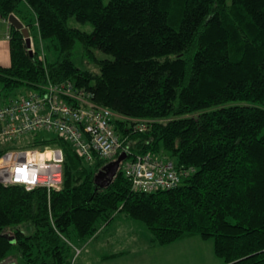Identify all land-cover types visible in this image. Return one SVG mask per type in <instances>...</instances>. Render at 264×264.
<instances>
[{"label": "trees", "instance_id": "16d2710c", "mask_svg": "<svg viewBox=\"0 0 264 264\" xmlns=\"http://www.w3.org/2000/svg\"><path fill=\"white\" fill-rule=\"evenodd\" d=\"M11 15L37 26L43 45L28 48L10 25L0 102L73 80L123 117L115 127L128 160L153 153L191 172L175 188L136 191L122 162L102 186L110 160L88 165L57 136L24 143L63 149L64 184L49 194L0 182V264H72L70 243L121 216L160 245L197 235L224 264H264V0H0L1 18ZM78 45L97 70L75 65Z\"/></svg>", "mask_w": 264, "mask_h": 264}, {"label": "built area", "instance_id": "2783aa9c", "mask_svg": "<svg viewBox=\"0 0 264 264\" xmlns=\"http://www.w3.org/2000/svg\"><path fill=\"white\" fill-rule=\"evenodd\" d=\"M6 37L10 40V33ZM116 119L123 117L98 104L91 91L73 80L49 81L26 95L0 102V144L8 146L0 156V182L6 186L20 185L27 190L45 188L49 194L63 187V149L20 144L25 140V143H35L37 138L40 141L53 136L63 138L88 165H92L97 156L110 161L123 152L128 156L129 148L115 127ZM138 122L137 129L146 130L145 122ZM41 131L53 135L40 137ZM123 162L136 191L175 188L191 172L153 153L138 155L133 160L127 157ZM70 244L72 264H77L82 248Z\"/></svg>", "mask_w": 264, "mask_h": 264}, {"label": "crops", "instance_id": "0c3cea01", "mask_svg": "<svg viewBox=\"0 0 264 264\" xmlns=\"http://www.w3.org/2000/svg\"><path fill=\"white\" fill-rule=\"evenodd\" d=\"M10 25L9 21L0 20V64L4 66L11 64L10 40L6 37L10 33ZM115 221L120 224L113 229L111 225ZM137 223L139 222L116 217L92 237L77 240L78 245L75 244L76 242L74 245L82 248L77 264L86 262L91 264H145L146 260L154 259L157 262L167 259L170 264H176V261L182 264H224L215 254L213 240H204L200 236L190 235L169 245H158L155 239L148 234L146 228ZM206 241H211L213 246H208ZM94 242L97 243L93 248ZM79 243H82V246H79ZM92 248L94 254H91ZM86 253L87 255L83 256ZM203 254L206 255L205 259Z\"/></svg>", "mask_w": 264, "mask_h": 264}, {"label": "rangeland", "instance_id": "374dc122", "mask_svg": "<svg viewBox=\"0 0 264 264\" xmlns=\"http://www.w3.org/2000/svg\"><path fill=\"white\" fill-rule=\"evenodd\" d=\"M2 20V19H1ZM70 25L72 26V27H76V28H79V29H82V30H85V31H88V32H90V31H92V29H93V26L90 24V23H86V24H82V23H79L78 21H76L75 19H72L71 21H70ZM32 29H30L29 30V32H30V36H31V47H32V50L35 48V45H34V43L39 47V49L40 50H42V45H43V42L41 41V39H40V37H39V30H38V27L37 26H32L31 27ZM44 49V48H43ZM46 50H45V53H46V56H47V59L49 60V62H53L56 58H57V52L54 50V48H50L49 46H47L46 48H45ZM99 53V56L100 57H102V58H106V57H108L106 54H103V53H101V52H98ZM73 61H74V63H75V65L76 66H78L79 68H82V69H90V70H97V67L94 65V64H90L88 61H87V59L85 58V56H84V54H83V50H82V48H80L79 47V45L77 46V49L75 50V53H74V56H73ZM32 89H29L28 87H24V88H22L21 90H19L18 92H16V93H14V94H12L11 96H13V97H20L21 95H26V94H28L30 91H31ZM53 134H50V133H48V132H44V131H41L40 133H39V136L40 137H51ZM27 140H25L24 142H22V143H20V144H23V143H25ZM3 147L4 148H6V147H8V146H4L3 145ZM174 160V159H173ZM121 217H124V216H121ZM124 218H126V217H124ZM133 222H135V221H133ZM118 224H120V222H114V223H112V225H111V228H116L117 226H118ZM137 224H139V223H137ZM142 226H144L142 223H140ZM21 229H23V230H25V231H28V230H31L32 229V226H31V224L30 223H25V224H23V225H20L19 226ZM145 227V226H144ZM146 228V227H145ZM128 230H129V228H128ZM14 231V230H13ZM146 231L148 232V234L152 237V238H154V236H152L151 234H150V232L147 230V228H146ZM155 239V238H154ZM156 241V240H155ZM75 244H77L78 245V241L77 240H75ZM207 243V245L209 246V245H211V247L213 246L212 245V243H211V241H206ZM213 242V241H212ZM97 242H94L93 243V248H94V246H95V244H96ZM158 245H160V244H158ZM79 246H82V243H79ZM93 248H92V253L91 254H94L93 253ZM147 251H148V249H147ZM208 251H209V247H208ZM136 253H137V251H135ZM87 255V253L86 254H84L83 256H86ZM203 258L205 259L206 258V255L205 254H203ZM92 260L94 261V258H92ZM161 261V260H160ZM13 262H16V260L13 258V259H11V260H8L7 262H5L4 264H15V263H13ZM145 264H170V262L169 261H167V259L165 260V261H161V262H157L156 261V259H154V260H146V263ZM176 264H182L180 261H176Z\"/></svg>", "mask_w": 264, "mask_h": 264}, {"label": "water", "instance_id": "95a60500", "mask_svg": "<svg viewBox=\"0 0 264 264\" xmlns=\"http://www.w3.org/2000/svg\"><path fill=\"white\" fill-rule=\"evenodd\" d=\"M9 22L23 33L28 48H31L29 29L15 15L10 16ZM127 157V154L123 152L116 160L109 162L96 176V182L102 186L109 185L117 175L122 162L127 159Z\"/></svg>", "mask_w": 264, "mask_h": 264}, {"label": "bare ground", "instance_id": "6f19581e", "mask_svg": "<svg viewBox=\"0 0 264 264\" xmlns=\"http://www.w3.org/2000/svg\"><path fill=\"white\" fill-rule=\"evenodd\" d=\"M9 32V31H8ZM8 40V39H7Z\"/></svg>", "mask_w": 264, "mask_h": 264}]
</instances>
